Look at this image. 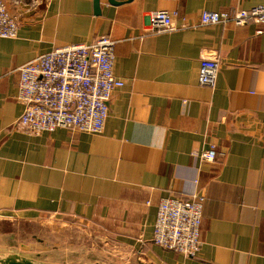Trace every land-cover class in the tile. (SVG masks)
Masks as SVG:
<instances>
[{"label":"crops","instance_id":"1","mask_svg":"<svg viewBox=\"0 0 264 264\" xmlns=\"http://www.w3.org/2000/svg\"><path fill=\"white\" fill-rule=\"evenodd\" d=\"M18 20L0 38V223L76 221L106 264H264V35L248 23L154 34L147 17L249 10L264 0H4ZM101 37L115 42L114 91L101 134L18 125V69ZM203 58L220 62L214 89ZM211 145L218 156L204 162ZM203 194L202 248L185 258L153 244L163 199ZM109 249H108V248Z\"/></svg>","mask_w":264,"mask_h":264},{"label":"built area","instance_id":"2","mask_svg":"<svg viewBox=\"0 0 264 264\" xmlns=\"http://www.w3.org/2000/svg\"><path fill=\"white\" fill-rule=\"evenodd\" d=\"M177 13L158 11L147 17L154 34L170 33L208 25L254 23L257 34L264 35V5L249 10L228 12L204 11L198 24L182 18L177 27ZM18 20L4 0H0V38L15 39ZM115 42L101 37L90 44L71 45L44 53L18 69V99L25 109L18 121L24 133L38 136L66 128L75 133L101 134L109 115V103L115 90L125 83L114 73ZM220 62L203 58L199 68V84L214 89ZM216 146L204 150L200 158L214 162ZM207 198L203 194L174 197L160 202L152 242L185 258H195L202 248L203 211Z\"/></svg>","mask_w":264,"mask_h":264},{"label":"rangeland","instance_id":"3","mask_svg":"<svg viewBox=\"0 0 264 264\" xmlns=\"http://www.w3.org/2000/svg\"><path fill=\"white\" fill-rule=\"evenodd\" d=\"M44 253L49 264H106L104 243L90 227L76 222L0 223V248ZM108 248V247H107ZM109 249V248H108Z\"/></svg>","mask_w":264,"mask_h":264},{"label":"water","instance_id":"4","mask_svg":"<svg viewBox=\"0 0 264 264\" xmlns=\"http://www.w3.org/2000/svg\"><path fill=\"white\" fill-rule=\"evenodd\" d=\"M109 1L113 5L117 4L113 0ZM95 9L99 14L100 0H95ZM7 245L9 249L0 248V264H49L45 261L47 255L44 253H32L25 249L17 250L11 239H9Z\"/></svg>","mask_w":264,"mask_h":264}]
</instances>
